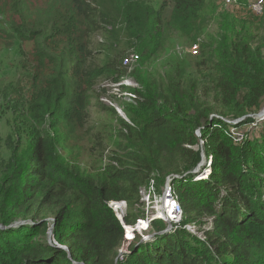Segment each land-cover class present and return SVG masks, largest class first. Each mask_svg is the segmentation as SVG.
<instances>
[{
  "label": "trees",
  "instance_id": "obj_1",
  "mask_svg": "<svg viewBox=\"0 0 264 264\" xmlns=\"http://www.w3.org/2000/svg\"><path fill=\"white\" fill-rule=\"evenodd\" d=\"M66 1L0 0V22L12 12L25 19L11 33L0 24V55L26 56L0 93L21 118L10 158L0 159V264H264V120L250 117L264 112V13L247 36L251 30L228 22L211 30L206 7L216 0H165L158 9L148 0ZM99 34L102 45L92 48ZM123 40L145 63L179 40L200 45L196 59H173L128 89V121L100 102L106 89L96 91L122 83ZM93 98L118 125H89ZM247 126L254 131L244 133ZM79 134L107 161L99 171L63 155ZM201 142L210 175L195 180ZM169 177H178L184 223L151 242L137 236L119 262L125 229L110 203L126 202L124 222L134 226L144 218L141 189L152 179L159 189ZM206 219L205 241L184 228ZM165 228L157 220L150 232Z\"/></svg>",
  "mask_w": 264,
  "mask_h": 264
},
{
  "label": "rangeland",
  "instance_id": "obj_2",
  "mask_svg": "<svg viewBox=\"0 0 264 264\" xmlns=\"http://www.w3.org/2000/svg\"><path fill=\"white\" fill-rule=\"evenodd\" d=\"M42 1V0H40ZM48 3H54L57 6H67L69 5V2H63L56 1V0H44ZM150 1L155 8H159L160 5L165 0H148ZM45 3V2H44ZM43 3V4H44ZM254 5V4H253ZM248 6V7H242V4H239L238 0H216L213 3H208L206 7V15L211 19V30L216 31L220 29L218 25L219 22H228L231 24L234 29H236L238 32L251 30L250 34L247 33L246 35H252L256 33L259 30V23L264 13V6H262L261 9L258 11L254 10V6ZM27 14V11H25ZM26 19L30 21L31 25L34 23L35 19L32 17H29L26 15ZM25 20L21 16H17L15 13H7L4 17L1 18L0 24L7 23V26L5 25L3 29L7 33H11L10 27H12L13 24L17 23L18 25H21V22ZM102 45L101 40V34L94 36V43L92 44V48H97L99 45ZM28 52L32 49H29V46L27 47ZM23 50V49H22ZM120 50H127V55L123 57V68H124V79L122 83L115 85L111 82L103 83L97 86L96 91L98 94H101V90L106 89L107 93L102 95L100 98V102L105 105V107L114 109L119 117L124 118L128 121V114L125 112V105L126 103H131V91L128 89H139L140 82L145 81L150 74H154L157 70L160 68L165 67L168 63H170L173 59H179L181 61L189 60L192 61L196 59L200 55V45L196 44L193 46L189 45V42L186 40H179L176 42L172 48L170 49V52L165 54L164 56H161L157 59L149 60L153 63H145V58L142 57L135 48L132 46L126 45V42L123 40L121 42ZM197 50L198 54H194L193 51ZM104 52V51H103ZM2 53V52H1ZM22 54L21 50L19 49H13L10 51V53L7 55L6 53H3L0 55V93L5 91L7 89V86L14 82L15 76L13 73V65L16 66L17 63H26V56L21 57ZM138 56L139 60L135 63H131L130 68H126L124 66V61L126 59H131V57ZM101 56L100 58H103ZM13 63L8 68V64ZM123 87H126V89H123ZM90 114V123L89 125L94 128V125H103V126H111L114 127L118 125L117 118L111 117L107 112L104 110H101L100 106L98 105V102L95 98L91 100V106L89 109ZM257 116L260 115L259 113L256 114ZM256 115H250V117H254L255 119L259 120V117H255ZM244 120V119H241ZM226 122H231V120H226ZM234 123V121L232 122ZM21 124V118L18 114V112H13V109L5 108L3 105L2 100L0 99V159L1 160H8L10 158V146L13 145L14 141L17 139V136L14 134L15 130L18 129V127ZM237 125V124H236ZM102 126V127H103ZM95 129V128H94ZM254 128H251L249 126L241 129L242 131H245L249 133V131ZM97 129H95L96 131ZM243 132L238 133V135L241 137ZM255 134V133H254ZM197 137L201 138V131H197ZM91 138L89 134H79L76 135L72 139V144L70 147V150H64L62 151L63 155L75 163H78L80 166H82L84 169L87 170H94L99 171L102 169L106 164L107 161H102L101 159L95 158L93 154L90 152L91 150ZM201 147L199 148V151H201V163L199 164L200 169L198 168L196 171H199V175H203L206 173V170L209 167V163H207L210 159L207 158V154L204 151V144L201 142ZM196 151L198 148L195 149ZM198 175V177H199ZM196 178L195 180L199 179ZM165 189V186H164ZM163 187H160L159 189L156 188L157 193H161L162 190L164 191ZM148 207V203H142L141 206H139V209L144 211L145 208ZM128 211V208H127ZM212 219H206L207 227L208 229L211 228V222ZM196 225V232L198 235H195L199 239L205 241L204 232L206 231L205 228L202 227V225ZM0 227H2L0 225ZM1 229V228H0ZM152 234L146 233L143 231L142 233L136 232L135 238L139 236L142 239V242H144L148 235ZM167 235V234H166ZM131 236V235H130ZM134 238V239H135ZM153 240H149L148 242H151ZM132 243V242H131ZM130 243V244H131ZM146 243V242H144ZM129 242H126L125 245L121 247L119 251V262L124 260L125 254L129 252Z\"/></svg>",
  "mask_w": 264,
  "mask_h": 264
},
{
  "label": "built area",
  "instance_id": "obj_3",
  "mask_svg": "<svg viewBox=\"0 0 264 264\" xmlns=\"http://www.w3.org/2000/svg\"><path fill=\"white\" fill-rule=\"evenodd\" d=\"M253 6H254V10L258 11L259 9L262 8V6H264V2L259 1L255 3ZM193 53L198 54L197 50H194ZM138 60H139L138 56L135 57L133 56L131 57V59H126L124 61V66L128 69L130 68L131 63H135ZM131 97H133V95H131ZM256 117H259V121H263L264 112L260 113V115ZM232 122L233 121L229 122V124L236 125L239 123V121H234V123ZM232 133H234L235 136L237 135L238 141L243 140V136L241 135L240 137L238 135V132H235V130ZM199 171L200 170L194 172L196 174V178L199 175ZM209 175H210V167H208L206 173H204L203 175H199L198 177L199 179L197 180L208 178ZM176 178L173 177L167 178L166 183L164 184L165 189L163 186L164 191L162 190L161 193H157L156 191L157 185L154 179L151 180L150 185L148 187L141 189L140 191L141 204L147 202L148 207L145 208L144 218L138 219L134 226H127L124 222V218L127 214V208H128L126 202L110 203V207L115 212L117 218L119 219V221L121 222V224L125 229L124 245L126 242H129L130 244L134 240L136 232L142 233L143 231H145L146 233H150L152 229V223L157 220L162 221L166 226L165 230L160 232L161 235L173 233L175 230L181 228L182 224L184 223L186 214L180 204L179 196L174 186V180ZM212 221L213 219L211 220V222H209L211 224V228H212ZM184 228L189 233L193 235H198V233L196 232L197 228L195 224L186 225L184 226ZM203 228H205L206 231L211 229V228L208 229L205 226ZM205 232H204V237H205ZM144 242H148V241L145 240Z\"/></svg>",
  "mask_w": 264,
  "mask_h": 264
},
{
  "label": "water",
  "instance_id": "obj_4",
  "mask_svg": "<svg viewBox=\"0 0 264 264\" xmlns=\"http://www.w3.org/2000/svg\"><path fill=\"white\" fill-rule=\"evenodd\" d=\"M22 225H23V224H18V223H17L16 225L13 226V228L20 227V226H22ZM0 228H1V229H4L3 227H0ZM52 231H53V229L49 232V237H50V239H51L52 236H53V232H52ZM163 235H164V234L161 235L160 233H158V234H152V235H150V236L147 237L146 241H149L150 239H151V240H154V239L157 238V236L160 237V236H163Z\"/></svg>",
  "mask_w": 264,
  "mask_h": 264
}]
</instances>
